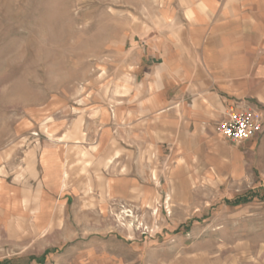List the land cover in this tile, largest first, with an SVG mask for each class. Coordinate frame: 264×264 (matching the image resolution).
Segmentation results:
<instances>
[{
  "label": "rangeland",
  "instance_id": "rangeland-1",
  "mask_svg": "<svg viewBox=\"0 0 264 264\" xmlns=\"http://www.w3.org/2000/svg\"><path fill=\"white\" fill-rule=\"evenodd\" d=\"M189 2L0 0V264H264V126L212 130L186 178L153 127L141 147L114 118L152 90L147 43ZM131 174L138 196L105 194Z\"/></svg>",
  "mask_w": 264,
  "mask_h": 264
},
{
  "label": "crops",
  "instance_id": "crops-1",
  "mask_svg": "<svg viewBox=\"0 0 264 264\" xmlns=\"http://www.w3.org/2000/svg\"><path fill=\"white\" fill-rule=\"evenodd\" d=\"M187 7L177 15L176 28L165 22L171 24L169 32L147 43L145 59L154 60L146 73L152 90L129 95L138 106L116 109L114 118L132 130L131 142L141 147L147 143L146 127H153L149 145L166 146L172 171L193 178L188 164L195 162L194 142L214 139L228 105L254 109L264 119V0H191ZM106 147L104 155L113 162H124L132 152L115 151L112 141ZM138 190L132 174L106 179L105 194L131 198ZM140 191L139 200L145 201V190ZM41 194L49 195L43 189Z\"/></svg>",
  "mask_w": 264,
  "mask_h": 264
},
{
  "label": "built area",
  "instance_id": "built-area-1",
  "mask_svg": "<svg viewBox=\"0 0 264 264\" xmlns=\"http://www.w3.org/2000/svg\"><path fill=\"white\" fill-rule=\"evenodd\" d=\"M264 119L259 111L251 108H237L230 104L224 113V119L216 124V131L232 144H240L251 140L260 133Z\"/></svg>",
  "mask_w": 264,
  "mask_h": 264
},
{
  "label": "trees",
  "instance_id": "trees-1",
  "mask_svg": "<svg viewBox=\"0 0 264 264\" xmlns=\"http://www.w3.org/2000/svg\"><path fill=\"white\" fill-rule=\"evenodd\" d=\"M238 203H239V200L234 201V204H238Z\"/></svg>",
  "mask_w": 264,
  "mask_h": 264
}]
</instances>
